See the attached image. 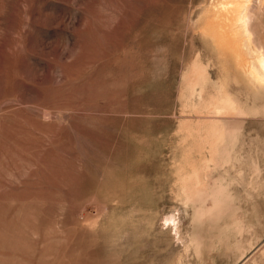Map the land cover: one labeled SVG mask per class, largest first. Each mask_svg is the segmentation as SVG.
<instances>
[{"label": "rangeland", "instance_id": "rangeland-1", "mask_svg": "<svg viewBox=\"0 0 264 264\" xmlns=\"http://www.w3.org/2000/svg\"><path fill=\"white\" fill-rule=\"evenodd\" d=\"M219 1L0 0V264H264V0Z\"/></svg>", "mask_w": 264, "mask_h": 264}, {"label": "bare ground", "instance_id": "bare-ground-1", "mask_svg": "<svg viewBox=\"0 0 264 264\" xmlns=\"http://www.w3.org/2000/svg\"><path fill=\"white\" fill-rule=\"evenodd\" d=\"M222 1H224V0H222ZM251 0H232V2L230 3V1H229V3L225 6V5H223L222 3L223 2H218V3H221L220 5H222V6H224L223 7V10H221V11H219V12H217V13H214L215 15V18H216V16H217V21H218V19H220V20H224L225 22H227V23H229V22H231L230 24H232V28L234 27V29H232V32L234 33V34H236V36L238 37V35L240 36V34H238V33H241L243 36H245L246 38H248L249 37V30H248V28H247V22H249V20H248V10H247V8H248V4H249V2H250ZM254 1V0H253ZM263 1V0H262ZM226 2V1H225ZM224 2V3H225ZM257 2V1H256ZM261 3H264V1L263 2H261ZM260 3V4H261ZM250 4H251V2H250ZM257 5V4H256ZM219 6V5H218ZM255 6V5H254ZM258 6V5H257ZM256 7V6H255ZM217 8V7H216ZM220 8V7H219ZM218 8V9H219ZM264 9V8H263ZM260 11V10H259ZM259 14V13H258ZM260 14H262V13H260ZM263 15V14H262ZM216 19H215V21H216ZM220 20L218 21V22H220ZM261 20V19H260ZM212 21H214V19L212 20ZM212 21H211V23H212ZM224 21H222L223 22V25H222V27H221V29L222 30H224V31H226V30H229V29H231V28H229V29H226V26L224 27V25H227V23L226 24H224L225 22ZM216 23V22H215ZM214 23V26H215V28H216V25L217 24H215ZM210 24V23H209ZM213 24V23H212ZM220 25V23H219V25L218 26H221ZM229 25V24H228ZM211 26V25H210ZM213 26V25H212ZM251 26V25H250ZM223 27L226 29H223ZM219 28V27H218ZM251 28V27H250ZM207 29V28H206ZM216 30H218L217 28H216ZM207 31V30H206ZM209 31V30H208ZM223 31V32H224ZM211 32V31H210ZM222 32V31H221ZM220 32V33H221ZM231 32V31H230ZM229 32V33H230ZM207 33V32H206ZM214 33V32H213ZM225 34V33H224ZM238 34V35H237ZM258 34V33H257ZM209 35H212V32L209 34ZM214 35L215 34H213V37H214ZM216 35H218V34H216ZM221 35H222V33H221ZM224 37L226 36V35H223ZM230 36V35H229ZM222 37V36H221ZM240 37H242V36H240ZM217 39L219 42L221 41V39L219 40V36H218V38L217 37H214V39ZM226 38V37H225ZM228 38V37H227ZM229 38H231V36L229 37ZM243 38V37H242ZM240 39V38H239ZM245 39V38H244ZM217 40H216V42H217ZM225 40V39H224ZM224 40H222L223 42H225ZM230 40V39H229ZM231 40H233L232 38H231ZM249 40H250V38H249ZM237 41H238V39H237ZM245 41H246V39H245ZM248 41V40H247ZM251 41V40H250ZM234 42V41H233ZM221 43V42H220ZM219 43V44H220ZM227 43H230V42H227ZM236 43V42H235ZM234 43V44H235ZM241 43V42H240ZM218 44V43H217ZM226 44V43H225ZM231 44H232V42H231ZM231 44H230V47H231ZM237 44V43H236ZM258 44V43H257ZM221 45L223 46L224 45V43H221ZM224 46H226V45H224ZM227 46H228V44H227ZM226 46V47H227ZM244 46V45H243ZM242 46V47H243ZM249 46V45H248ZM229 48V47H228ZM232 48H234V47H232ZM257 48V47H256ZM242 49V48H241ZM240 49V50H241ZM260 49V48H259ZM258 49V50H259ZM262 49V48H261ZM229 50H230V48H229ZM232 50V49H231ZM239 50V49H238ZM233 52H235V51H233ZM232 52V53H233ZM261 52V51H260ZM231 53V54H232ZM236 53H238L237 55L239 56V51L237 52L236 51ZM257 54V53H256ZM233 55V54H232ZM253 55V54H252ZM237 56V57H238ZM257 56V55H256ZM236 57V56H235ZM240 59V58H239ZM239 64V63H238ZM241 65V64H240ZM246 65V64H245ZM255 66V65H254ZM252 67V66H250V67H252L251 69H249L248 71V74H249V76H250V78H252L253 80H255L256 82H258L259 84H261V86H262V84H264V54H259L257 57H256V66L255 67ZM242 67H243V69H246V68H244V66L242 65ZM246 71V70H245ZM247 73V72H246ZM262 88H264L263 86H262Z\"/></svg>", "mask_w": 264, "mask_h": 264}]
</instances>
